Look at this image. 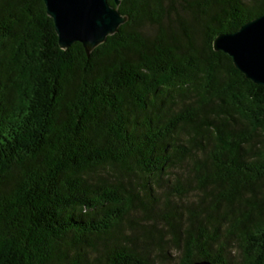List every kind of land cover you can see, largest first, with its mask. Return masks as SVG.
Returning a JSON list of instances; mask_svg holds the SVG:
<instances>
[{
	"label": "trees",
	"instance_id": "obj_1",
	"mask_svg": "<svg viewBox=\"0 0 264 264\" xmlns=\"http://www.w3.org/2000/svg\"><path fill=\"white\" fill-rule=\"evenodd\" d=\"M117 10L87 56L0 0V264H264V86L213 48L264 0Z\"/></svg>",
	"mask_w": 264,
	"mask_h": 264
},
{
	"label": "water",
	"instance_id": "obj_2",
	"mask_svg": "<svg viewBox=\"0 0 264 264\" xmlns=\"http://www.w3.org/2000/svg\"><path fill=\"white\" fill-rule=\"evenodd\" d=\"M47 15L52 18L60 48L75 42L88 53L115 33L125 22L117 10L120 0H42ZM213 48L227 54L247 79L264 86V13L246 22L237 31L219 34ZM192 264H211L194 261Z\"/></svg>",
	"mask_w": 264,
	"mask_h": 264
},
{
	"label": "rangeland",
	"instance_id": "obj_3",
	"mask_svg": "<svg viewBox=\"0 0 264 264\" xmlns=\"http://www.w3.org/2000/svg\"><path fill=\"white\" fill-rule=\"evenodd\" d=\"M154 259H155V262L157 264H170V261H171V260L167 261V260L162 259L161 257H157V256Z\"/></svg>",
	"mask_w": 264,
	"mask_h": 264
}]
</instances>
